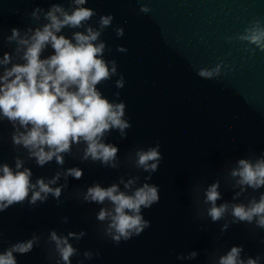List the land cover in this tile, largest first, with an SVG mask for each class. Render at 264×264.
<instances>
[{
    "label": "clouds",
    "instance_id": "clouds-1",
    "mask_svg": "<svg viewBox=\"0 0 264 264\" xmlns=\"http://www.w3.org/2000/svg\"><path fill=\"white\" fill-rule=\"evenodd\" d=\"M87 3L88 0H69L68 8L59 3L51 4L47 10L35 7L27 14L28 26L13 27L10 35L4 37L5 46L12 50L0 56V123L7 121L11 126L10 141L17 155L13 158L14 167L0 163V213L25 202L35 207L46 203L49 197L62 203L60 198L69 178L81 180L84 176L80 167H63L66 156L113 170L122 165L133 166L148 173L139 186L140 176L121 175L109 186L95 182L75 194L83 204L104 205L96 213V220L102 225L99 234L119 245L151 227L143 210L159 203L160 189L147 181L158 171L163 157L157 142L154 147L137 148L121 161L119 147L106 142L113 131L125 140L132 125L126 118V104L119 99L120 92L116 91L114 99L109 100L98 88L113 77H118L114 82L118 90L126 83L116 61L105 59L111 48L101 39L104 31L113 26L114 16L100 15L93 26L89 22L97 12L85 7ZM151 11L148 4L141 3L140 13ZM66 28L74 30L70 37L63 34ZM114 31L118 38L123 37L122 27L117 26ZM233 39L255 46L247 51L264 52V20L254 18L242 33L226 37L229 42ZM49 49L51 53L45 55ZM116 50L127 52L123 46ZM230 71L229 65L221 60L213 67L198 68L196 74L204 80H213ZM28 161L41 168L54 161L59 167L51 177H37L33 182L32 168L26 166ZM224 167L226 181L234 193L231 201L218 204L223 200L219 179L206 188L197 185L192 193L196 205L194 218H210L213 223L223 220L221 233L239 223L264 230V192L258 198L248 194L249 189L256 192L264 188V152L239 158L234 163L227 161ZM241 197L246 203L237 202ZM63 222L67 223L68 217ZM85 235V231H69L64 235L50 230L45 240L33 233L30 239L11 244L0 252V264H18L16 254L30 253L42 240L48 247L49 261L72 264L71 258L80 253L71 241H80ZM243 253V245H233L225 254L217 256L214 252L209 258L211 264H261V256L244 258ZM99 255L83 252L86 260ZM197 256L196 251H191L177 259L194 260Z\"/></svg>",
    "mask_w": 264,
    "mask_h": 264
}]
</instances>
